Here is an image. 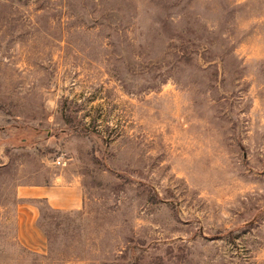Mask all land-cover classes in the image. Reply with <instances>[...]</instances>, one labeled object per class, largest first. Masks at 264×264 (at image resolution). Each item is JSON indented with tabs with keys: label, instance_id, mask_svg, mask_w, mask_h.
<instances>
[{
	"label": "rangeland",
	"instance_id": "obj_1",
	"mask_svg": "<svg viewBox=\"0 0 264 264\" xmlns=\"http://www.w3.org/2000/svg\"><path fill=\"white\" fill-rule=\"evenodd\" d=\"M0 264H264V0H0Z\"/></svg>",
	"mask_w": 264,
	"mask_h": 264
},
{
	"label": "crops",
	"instance_id": "obj_2",
	"mask_svg": "<svg viewBox=\"0 0 264 264\" xmlns=\"http://www.w3.org/2000/svg\"><path fill=\"white\" fill-rule=\"evenodd\" d=\"M18 192L22 197L44 198L54 208H79L84 204L80 182L24 184Z\"/></svg>",
	"mask_w": 264,
	"mask_h": 264
}]
</instances>
